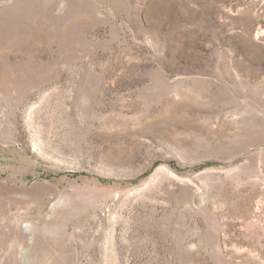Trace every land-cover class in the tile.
I'll return each instance as SVG.
<instances>
[{"label":"rangeland","instance_id":"obj_1","mask_svg":"<svg viewBox=\"0 0 264 264\" xmlns=\"http://www.w3.org/2000/svg\"><path fill=\"white\" fill-rule=\"evenodd\" d=\"M0 264H264V0H0Z\"/></svg>","mask_w":264,"mask_h":264}]
</instances>
